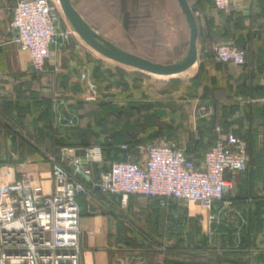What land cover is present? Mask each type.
Wrapping results in <instances>:
<instances>
[{
    "label": "crops",
    "instance_id": "crops-1",
    "mask_svg": "<svg viewBox=\"0 0 264 264\" xmlns=\"http://www.w3.org/2000/svg\"><path fill=\"white\" fill-rule=\"evenodd\" d=\"M17 1L0 0V132L19 127L27 130L28 142L4 144L16 158L15 170L21 174L39 171L33 175V183L48 193L51 154L69 148L59 147L61 144L73 143L65 139L64 132H73L74 126L73 122L66 124L60 114L66 103L60 97L71 89L92 90L88 77L94 58L74 32L67 42L57 39L41 75L45 86L39 91L29 72L28 54L18 49L9 26ZM69 2L97 33L111 34L105 40L128 53L131 51L116 40L131 42L134 35L144 33L150 13L147 8L156 5L149 0ZM187 2L198 29L197 60L167 78L194 74L183 86H169L156 97L152 109L160 120L166 115L176 122L169 134L171 144L181 146L199 165L218 135L232 134L244 140L247 169L235 177L223 201L213 205V220L191 202L161 204L129 196L122 204L118 195L99 193L98 174L91 170L89 177H79L84 191L75 197L79 264H264V0H230L227 12L217 11L213 0ZM68 27L58 16L57 30ZM218 45L242 48L245 64L217 63L214 48ZM49 90H54L53 96L61 103L57 110L41 99L40 92ZM198 106L212 107V116L198 120L194 114ZM40 137L48 147L40 149L46 161L37 158V150L30 151Z\"/></svg>",
    "mask_w": 264,
    "mask_h": 264
},
{
    "label": "built area",
    "instance_id": "built-area-1",
    "mask_svg": "<svg viewBox=\"0 0 264 264\" xmlns=\"http://www.w3.org/2000/svg\"><path fill=\"white\" fill-rule=\"evenodd\" d=\"M217 11L227 12L230 0H213ZM59 13L50 0H19L15 3L10 28L14 42L29 57V72L41 75L57 39L67 42L69 27L58 31ZM244 50L226 45L214 48L218 63L244 65ZM55 103V98H50ZM213 108L198 106L197 118L212 116ZM72 125V120H66ZM126 145L119 148L123 160L112 161L99 171L97 189L118 195L122 204L129 196L154 199L161 204L195 203L213 220L215 203L222 202L234 186L235 177L247 169V143L232 134L218 135L200 166L170 143H153L132 157ZM77 150L81 155L77 156ZM103 164L98 146L61 148L52 158L50 191L34 184L28 173L11 182L0 181V264H79L78 209L75 197L84 191L79 177H89L91 168ZM228 176V178H227ZM1 178V172H0Z\"/></svg>",
    "mask_w": 264,
    "mask_h": 264
},
{
    "label": "rangeland",
    "instance_id": "rangeland-1",
    "mask_svg": "<svg viewBox=\"0 0 264 264\" xmlns=\"http://www.w3.org/2000/svg\"><path fill=\"white\" fill-rule=\"evenodd\" d=\"M50 1L59 13V20H63L65 25L68 26L57 1ZM149 2H155L156 5L151 4L150 8H147L150 13L146 16L145 32L134 35L131 42H122L120 39L116 42L118 45L124 44L125 49L131 51L130 53H135L152 62L163 65L174 63L181 59L188 49L189 31L185 19L174 0H149ZM108 33L103 32L101 35L102 37L110 36L111 34ZM82 44L94 58L91 64L93 72L90 73L93 82L88 77L92 90L89 91L88 89V92H86L85 89L84 92L83 88L71 89L60 97L66 101L64 107H67V110L63 107L60 114H63L65 121L72 120L73 134L76 135V138L93 146H97L99 142L112 143L114 137L117 138L119 143H133L139 147L153 143L171 144V142H174L169 134L176 122L171 121L170 117H166V115L160 120L159 117L161 116H158L152 109L154 100L157 96L162 95V92H167L169 86H183L194 73L187 77L159 79L151 74L142 73L105 59L84 43ZM41 75L33 78L34 86L39 91L40 88L42 89L45 86L44 81L41 80ZM86 78H84V81H86ZM86 87L88 88V86ZM50 91H41V99L48 100L53 110H57L61 103L58 101V97L53 96L54 90ZM50 98H55L57 101L53 103ZM34 103L38 105L40 101L36 99ZM68 107L71 109H68ZM182 122L179 121L178 124ZM47 125L50 128L49 122ZM19 128L20 130L7 128L0 132L1 182H11L22 175L14 168L16 158L11 155L13 153L12 149L7 148L4 144L6 142L18 144L28 142L30 138L25 135L28 134L27 130L22 127ZM42 139L43 137H40L39 140L36 139L34 141L35 145H30V151L32 153L37 152V158L46 161L47 156L40 149L46 151L48 147L43 146ZM176 147L181 148L178 144ZM139 152L140 150H135V153L130 155L137 157L140 156ZM56 154L53 152L51 155L54 158ZM112 161L114 159L110 160L108 154H105L103 164L92 168L94 174H98ZM38 172L32 169L29 170L28 174L33 180V175Z\"/></svg>",
    "mask_w": 264,
    "mask_h": 264
},
{
    "label": "water",
    "instance_id": "water-1",
    "mask_svg": "<svg viewBox=\"0 0 264 264\" xmlns=\"http://www.w3.org/2000/svg\"><path fill=\"white\" fill-rule=\"evenodd\" d=\"M56 1L69 28L87 47L105 59L130 67L142 73L158 76H170L182 73L196 63V41L198 37V29L187 0H175L179 11H181L185 19L189 31L187 52L178 61L165 65L153 63L145 58L121 50L113 43L105 40L99 33L90 27L75 11L69 0ZM76 155L80 156L81 151L77 150Z\"/></svg>",
    "mask_w": 264,
    "mask_h": 264
},
{
    "label": "trees",
    "instance_id": "trees-1",
    "mask_svg": "<svg viewBox=\"0 0 264 264\" xmlns=\"http://www.w3.org/2000/svg\"><path fill=\"white\" fill-rule=\"evenodd\" d=\"M188 29V28H187ZM240 49H242V48H240ZM123 50V49H122ZM243 50V49H242ZM124 51V50H123ZM139 56V55H138ZM139 57H141V56H139ZM143 58V57H142ZM148 60V59H147ZM150 61V60H149ZM152 62V61H151ZM153 63H155V62H153ZM218 63V62H217ZM219 64H226V63H219ZM32 75V74H31ZM33 77L34 76H36V75H32ZM44 101H46V102H49L48 100H44ZM202 119H205V118H198V120H202ZM74 132H71V133H67V132H64V135H65V139L66 140H69V141H73V143H64V144H61V146H59V147H73V148H75V147H78V148H83V147H88V146H93V145H91V144H85V143H83V142H81L80 140H78L77 138H76V135H74L73 134ZM215 142V141H214ZM214 142H213V144H214ZM212 144V145H213ZM121 145H126V146H128L127 148V153H129V154H134L135 153V149H133V147L134 146H137V144H133V143H119V141L117 140V138L116 137H114L113 139H112V143H106V142H99V144H97V146L101 149V151H102V155H103V158L105 157V154H108V157H110V153H111V155H112V157H114V161H121V160H123L122 159V155L125 153V152H123L122 150H120V146ZM211 145V146H212ZM210 146V147H211ZM104 151H107V152H104ZM116 153V154H115ZM117 153L118 154H120L121 156H119V157H116V155H117ZM205 153V152H204ZM185 155H186V157L187 158H189V159H191L192 161L194 160V159H192V158H190L186 153H185ZM204 155V154H203ZM194 162V161H193ZM195 163V162H194ZM195 165H197V166H200L199 165V163H195ZM94 167V166H93ZM92 167V168H93ZM91 168V170L93 171V169ZM81 182V181H80Z\"/></svg>",
    "mask_w": 264,
    "mask_h": 264
},
{
    "label": "bare ground",
    "instance_id": "bare-ground-1",
    "mask_svg": "<svg viewBox=\"0 0 264 264\" xmlns=\"http://www.w3.org/2000/svg\"><path fill=\"white\" fill-rule=\"evenodd\" d=\"M152 75V74H151ZM153 76H155L156 78H159V79H161V78H163V77H168V76H158V75H153ZM170 76H173V75H170Z\"/></svg>",
    "mask_w": 264,
    "mask_h": 264
}]
</instances>
